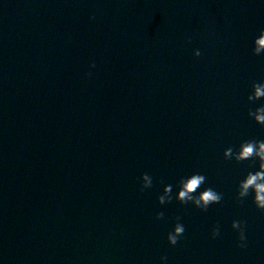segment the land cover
I'll return each instance as SVG.
<instances>
[{"label": "water", "instance_id": "95a60500", "mask_svg": "<svg viewBox=\"0 0 264 264\" xmlns=\"http://www.w3.org/2000/svg\"><path fill=\"white\" fill-rule=\"evenodd\" d=\"M260 28L261 0H0V264H264V211L234 200L250 162L222 154L264 139L246 101ZM193 170L220 204L157 203Z\"/></svg>", "mask_w": 264, "mask_h": 264}, {"label": "clouds", "instance_id": "9594fccd", "mask_svg": "<svg viewBox=\"0 0 264 264\" xmlns=\"http://www.w3.org/2000/svg\"><path fill=\"white\" fill-rule=\"evenodd\" d=\"M264 3V0H261ZM92 19L93 17H89ZM251 52L255 56L264 57V28L258 29L251 37ZM193 55L199 56L200 49L193 50ZM90 67H95V61L90 62ZM91 75V73H89ZM246 101L249 105L247 116L257 124L264 125V78L253 80L247 93ZM257 101H262L257 103ZM225 160L249 161L250 166L244 170L235 182L234 200L236 203H244L250 200L258 210L264 211V139L247 138L238 144H230L223 148ZM161 190L156 196L159 205H165L177 201L181 205H191L206 212L211 205L220 204L224 193L207 182V176L202 171H190L177 174L171 182L163 178L159 181ZM140 191L150 189L154 183L151 173L142 172L138 178ZM164 217V211L155 212V219ZM231 229L236 234V247L246 249L248 247V236L246 221L234 218L230 222ZM185 224L178 215L174 218L171 227L165 234L169 245L175 246L183 238ZM221 235V224L214 222L210 228V236L217 238ZM160 264H168V256L161 254Z\"/></svg>", "mask_w": 264, "mask_h": 264}]
</instances>
